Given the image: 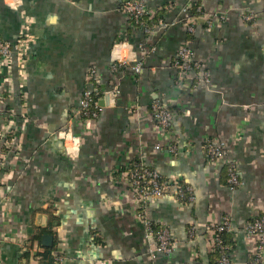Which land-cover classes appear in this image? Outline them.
<instances>
[{
	"label": "crops",
	"instance_id": "0c3cea01",
	"mask_svg": "<svg viewBox=\"0 0 264 264\" xmlns=\"http://www.w3.org/2000/svg\"><path fill=\"white\" fill-rule=\"evenodd\" d=\"M124 1L0 0V37L14 51L2 104L14 113L13 131L22 130L0 169V264H45L36 255L46 248L62 258L52 264H209L208 227L224 215L232 222L231 264H250L257 237L243 226L264 211V0H145L167 21L200 4L190 46L202 80L171 65L184 26L146 34L120 10ZM242 11L255 15L254 25ZM150 45L139 73L109 69L115 57L139 58ZM89 69L103 104L97 118L83 119L72 109L90 86ZM156 99L173 113L167 129L152 117ZM206 139L222 143L240 185L228 184L224 160H206ZM136 159L189 185L193 201L137 200L127 182ZM143 216L169 228L171 253H153Z\"/></svg>",
	"mask_w": 264,
	"mask_h": 264
},
{
	"label": "built area",
	"instance_id": "2783aa9c",
	"mask_svg": "<svg viewBox=\"0 0 264 264\" xmlns=\"http://www.w3.org/2000/svg\"><path fill=\"white\" fill-rule=\"evenodd\" d=\"M194 10H190L188 7H184L181 11L179 18L172 21H167L163 17H156L157 10H152L146 4L145 0H125L120 4V10L127 16L130 23L141 28L146 34L151 33L154 30L165 29L166 27L181 23L185 30L187 37L176 49L175 55L172 59L171 65L177 70L179 76L182 74L190 73L195 80L205 79V72L200 68V65L193 60V51L190 46V38L195 33L198 15L200 13V4L193 6ZM241 15L243 19L255 24V15L250 11H242ZM205 25L210 26L213 21L212 16H207L205 19ZM154 50V46L150 45L139 58L129 60L126 57H115L112 60L109 69L112 72H117L120 67L129 68L133 73H139L142 69V58L147 56ZM14 55L13 45L10 41L4 40L0 37V169L6 166V160L9 153L15 154L16 145L19 142V136L22 132L21 128L18 131H13L14 126V113L12 109H6L2 101L6 99L5 90L3 84L10 83L11 74L10 71L4 69V66H8L10 60ZM22 55V54H20ZM24 55V54H23ZM87 80L90 82V86H87L82 91L78 105L72 109V116L79 118H97L102 111V106L99 103L100 100V88L97 83L96 71L89 69L87 73ZM117 91V86H114V91ZM113 91V92H114ZM151 114L155 122L162 129H167L171 125L173 120V113L158 100H153L151 103ZM22 119L24 115H21ZM70 129L63 130L60 135L64 140H71L72 136L69 132ZM10 135V136H9ZM204 155L208 162L225 161L227 171V182L232 186H238L242 183L238 179L235 166L232 162L226 160V150L222 143L215 142L212 139H206L203 144ZM170 151L175 150V146H169ZM127 182L132 187L134 196L137 200L144 202L150 197H163L174 196L177 200L186 199L187 202H191L194 199L192 188L187 184L178 182L175 178H165L159 173L157 169L144 163L141 159L133 160L127 171ZM146 235L153 237L156 245L153 249V253L169 254L176 247V241L171 236V232L168 227L160 226L156 230L153 229L151 222L145 219ZM208 230L212 232L211 244L209 251L214 250L218 246L220 257L215 264H231V259L228 252H224L227 248L221 244V240L217 234L221 231H232V222L229 215L222 216L221 220L214 225L208 227ZM196 228L194 225H190L188 229V238L192 240L195 236ZM243 233L246 237L255 235L257 237L256 253L254 258L250 261V264H263V249H264V211L248 220L243 226ZM28 245V243H26ZM26 245V246H27ZM57 261L62 258L57 257Z\"/></svg>",
	"mask_w": 264,
	"mask_h": 264
},
{
	"label": "trees",
	"instance_id": "16d2710c",
	"mask_svg": "<svg viewBox=\"0 0 264 264\" xmlns=\"http://www.w3.org/2000/svg\"><path fill=\"white\" fill-rule=\"evenodd\" d=\"M193 6H192V11L194 10ZM159 12L161 13L162 10H160V11H158L156 13V17H162L163 14H160ZM189 38H190V36H189ZM224 168L226 170V164L224 165ZM178 182H180L182 184H185L181 180H178ZM179 201L184 202V203H191L192 202V201L191 202H187L186 199H179ZM251 219L252 218H250L249 220H251ZM151 224H152L153 229H155V230L158 227L163 226V225H158V224L153 223V222H151ZM40 234H41V231H36L35 233H33L30 236V239L31 240L38 239L40 237ZM232 235H233V231H225V230L221 231V232H218V234H217L218 238L221 240V244L223 246L227 247V248L224 249V252H228V254L230 253L231 248L234 246V239H233ZM36 256H37L38 259L42 260V262H44L45 264H52L53 262L57 261V259L54 258L51 255V250L47 249V248L44 250V252H38ZM219 257H220V252L218 250V246H216L214 250H211V251L208 252V262H209V264H215V262L217 261V259ZM253 258H254V256H251L248 261L250 262ZM193 264H200V262L198 261V262L193 263Z\"/></svg>",
	"mask_w": 264,
	"mask_h": 264
},
{
	"label": "water",
	"instance_id": "95a60500",
	"mask_svg": "<svg viewBox=\"0 0 264 264\" xmlns=\"http://www.w3.org/2000/svg\"><path fill=\"white\" fill-rule=\"evenodd\" d=\"M111 93H112V92L107 93L106 96L109 97V95H111ZM99 103H100V104H103V100L101 99ZM36 217H37V218H36V219H37V224H38V225H43V223H44L43 221L45 220V215L42 214V213H39V214H37ZM43 219H44V220H43ZM38 221H39V222H38ZM50 240H51V235H49V234H44V235L42 236V238H41L42 244H45V245L50 244Z\"/></svg>",
	"mask_w": 264,
	"mask_h": 264
}]
</instances>
